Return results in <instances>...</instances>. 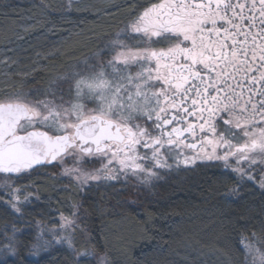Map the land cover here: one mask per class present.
Masks as SVG:
<instances>
[{"label":"snow or ice","instance_id":"1","mask_svg":"<svg viewBox=\"0 0 264 264\" xmlns=\"http://www.w3.org/2000/svg\"><path fill=\"white\" fill-rule=\"evenodd\" d=\"M115 36L103 48L108 58L96 51L33 98L0 99V173L11 207L20 212L13 176L68 157L64 174L80 185L141 174L150 183L154 169H173L172 158L177 171L223 161L239 181L264 189V0H148ZM58 81L69 85L67 99ZM90 163L100 167H83ZM61 220L75 231V220ZM252 237H241L246 264H264V236ZM66 242L76 258L111 264L94 245L82 252L71 235ZM194 252L198 264H213Z\"/></svg>","mask_w":264,"mask_h":264},{"label":"trees","instance_id":"2","mask_svg":"<svg viewBox=\"0 0 264 264\" xmlns=\"http://www.w3.org/2000/svg\"><path fill=\"white\" fill-rule=\"evenodd\" d=\"M147 4L0 0V99L16 93L33 98L54 77L80 71L82 61L96 51L108 58L104 46ZM58 83L67 99L69 85ZM41 169L48 172L23 180L36 186L38 194L26 207L27 215L77 210L73 243L82 252L94 245L98 254L107 253L111 264H198L194 250L208 253L205 258L213 264H246L241 237L264 236V189L239 181L220 161L183 167L151 184L132 178L130 183L93 184L80 192L56 183L53 167ZM10 215L0 202V230ZM29 230L20 234L13 255L0 252V264H97V257L76 258L63 244L33 256Z\"/></svg>","mask_w":264,"mask_h":264},{"label":"rangeland","instance_id":"3","mask_svg":"<svg viewBox=\"0 0 264 264\" xmlns=\"http://www.w3.org/2000/svg\"><path fill=\"white\" fill-rule=\"evenodd\" d=\"M122 39V38H120ZM129 44L133 46H142L141 44L137 45L136 42L127 41ZM140 42V41H139ZM150 123V122H149ZM141 153H147L150 155V150L141 149ZM190 154V153H185ZM168 164L173 165V169H160L156 168L154 171L159 173V178H153L150 183L156 182L157 180L163 178L167 173L171 171H175V161L172 158L168 159ZM205 161H197V163H201ZM223 162V161H220ZM196 163V164H197ZM229 163H234L233 161H229ZM80 166V165H77ZM147 166V165H146ZM73 160L71 157L66 158L64 164L62 166H54L55 170L54 174L51 175V178L57 181L56 183L63 185L62 187L67 189L70 188L72 191H82L86 186H90L93 184L104 183V181L96 182L89 181L88 184L80 185L79 181L75 180L73 176H66L64 174L65 168H72ZM87 170H93L94 168L100 167L99 163H90L83 165ZM115 167V165H113ZM185 167L184 165H180L179 169ZM47 170L41 169L38 172L30 176H26L24 178H16L13 176L12 186L14 188H20V192L16 193V195L20 196L21 202L17 205L20 208V212H16L9 203L10 200H14V197L10 195L11 189L5 190L3 187V176L0 175V202L5 204V207L9 209L11 215L7 217V220L4 222L3 228L0 230V252L3 256L13 255L15 252V247L17 244V240L20 238V234L25 230L30 231L31 229V237L32 243L30 244L31 254L33 256L38 255V253L42 250H47L51 246L54 245H67V238L71 235L73 239V232L70 229L62 227L63 221L61 220V216L68 217L70 219L75 220L76 225L77 221V210L75 211V215L71 214L70 209L67 208L65 210H46L44 213H40L37 217H32L27 215L26 207L30 206V202L34 201V199L38 198L37 188L31 182H26L24 179L32 178L38 174H43L40 172H46ZM48 172V171H47ZM52 173V172H51ZM134 178L137 182H143L144 174H141L139 177L129 176L125 178L121 176L118 182H126ZM109 182V181H108ZM144 183V182H143ZM27 196L28 199L25 200L24 197ZM73 201L69 203V205L73 206ZM259 248V246L256 245ZM36 253V254H33ZM102 255V254H100Z\"/></svg>","mask_w":264,"mask_h":264},{"label":"flooded vegetation","instance_id":"4","mask_svg":"<svg viewBox=\"0 0 264 264\" xmlns=\"http://www.w3.org/2000/svg\"><path fill=\"white\" fill-rule=\"evenodd\" d=\"M42 167V166H41ZM47 167H54L53 165H47Z\"/></svg>","mask_w":264,"mask_h":264}]
</instances>
